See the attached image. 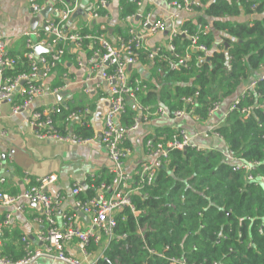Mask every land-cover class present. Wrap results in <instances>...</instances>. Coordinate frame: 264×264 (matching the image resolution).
<instances>
[{"label": "trees", "instance_id": "1", "mask_svg": "<svg viewBox=\"0 0 264 264\" xmlns=\"http://www.w3.org/2000/svg\"><path fill=\"white\" fill-rule=\"evenodd\" d=\"M199 1L194 8L195 22H184L182 30L195 35L197 44L205 46V58L198 59L203 53L191 51L190 59L176 69L173 65L177 58L164 47H160L161 57H155L151 64L148 51H139V61L152 65V75L160 80V88L158 92L153 86L144 92L139 90L135 100L143 108L142 116H147L158 104L169 112L181 110V98L192 96L193 104H185L187 111L192 108L191 116L206 120L214 103L230 97L241 83L255 77V86L237 98L234 109L215 128L227 151L251 166L246 171L235 170L231 160L214 149H172L157 167L153 183L138 188V193L131 196L134 209L141 213L134 215L128 207L116 213L112 237L94 264H170L165 257L184 258L187 264H264V181L260 180L264 178V78L253 76L264 67V0ZM98 13L105 14V7ZM135 13L136 4L122 1L123 19ZM241 13L247 17L245 20L239 19ZM114 31L118 36H127L124 30ZM218 34L224 42L215 48ZM189 43L187 35L177 34L172 38L174 53L181 55ZM29 70L27 61L21 59L6 73ZM246 108L248 113H242ZM74 110L80 113L83 109ZM70 112L63 113V122ZM136 112L126 105L119 127L132 126ZM82 122L74 133L81 138L91 137L92 130L85 120ZM165 133L160 139H147L167 141L171 133ZM248 175L254 181H248ZM108 180L89 181L93 186L79 197H93L91 187L98 189L102 181ZM95 249L90 241L87 250Z\"/></svg>", "mask_w": 264, "mask_h": 264}, {"label": "crops", "instance_id": "2", "mask_svg": "<svg viewBox=\"0 0 264 264\" xmlns=\"http://www.w3.org/2000/svg\"><path fill=\"white\" fill-rule=\"evenodd\" d=\"M95 1L78 0L71 15L63 22V31L67 34H80V31L92 34L101 26H105L106 38L114 42L112 39L118 36L114 29L127 31V28L132 26L139 33L146 35L143 41L146 48L152 50L159 46L166 49L171 26L182 29L184 22L188 20L195 22L196 17L195 12L173 10L167 0H137L136 2L134 0H106L105 14L91 18L89 11ZM122 1L136 4V13L133 18L132 15L126 16L124 19L121 16ZM64 2L71 4L73 0H64ZM46 8L49 9L47 16L56 17V15H52L51 3H47ZM146 16L150 21L163 20L165 28L147 34L145 29H141V22ZM45 18L41 14L34 15L32 13L28 0H0V31L5 49L18 62L25 59L23 57L26 50L25 33L41 30L42 33L47 32L48 34V30L42 26ZM246 18L243 13L240 14L239 19L245 20ZM34 19L36 21H33ZM109 29H112V39L108 32ZM219 42H222V45L224 41L223 39L219 40L218 34L217 42L214 44L215 48ZM54 45L62 47L57 43ZM62 45L64 46V55L60 64H57L45 79L35 80L41 81L42 91L32 99L26 108L14 111L11 102L0 101V177L3 179L1 187L10 195H20L35 184L37 178L55 175L56 180L48 183L43 190L46 194L59 193L61 196L60 205L53 211L51 219L56 226L62 227L64 219L70 217L74 226L85 229L91 225V218L76 207L75 200L82 197L91 198L84 194L79 197L81 192L84 193L88 187L93 186L89 184V181L109 179L102 181L106 184L110 183L112 178L110 173L112 163L105 147L100 143L99 135L104 115L110 105V87L113 81L102 77V73L105 70L111 71V67L98 65V59L94 55L98 46L97 42L82 39ZM40 54L46 55V52ZM27 63L30 65L28 61ZM151 69L152 65L143 61L127 67L128 81L131 84L137 81L145 85V88L141 89L142 92L150 89L151 86L154 87L155 92H158L160 80L157 81L153 77ZM261 74H264V67L254 72L253 76ZM250 80L241 83L237 92L220 101L219 108L206 120H200L188 114L177 117L174 115L177 109L169 112L161 104H158L154 111H151L147 116H142L140 109L137 108L136 100L127 97V105L133 104L131 108H135L137 111L135 120L137 126L134 129L126 130L122 142L125 149L123 167L129 176L128 186L133 191L130 197L134 193H138L134 189L137 180L135 172L146 157L145 141L147 137L152 136L160 139L159 136H166L165 131L169 130L171 135L168 140H171L176 129L180 127L189 135L188 146L201 150H218L224 156L227 152L226 144L216 134L215 128L222 123L230 105L246 91ZM46 107L61 108V112L53 116L56 130L59 133L80 137L74 131L83 124V119L93 133L91 137L82 139L91 140L76 143L37 137L28 122V114L30 110ZM158 107L164 109L162 114L156 112ZM77 108L83 110L80 113H74L76 111L74 109ZM66 111L71 112L63 122L62 115ZM70 115L71 118H69ZM116 122L119 124L118 119ZM57 127L62 128V131ZM74 185L81 187V191L77 195L72 192ZM99 187L100 185L97 187L98 189L91 187L93 196L100 193L104 198H108L111 195L110 190ZM21 206L22 209L19 210L18 207ZM8 213L13 218L10 225L4 223ZM49 225L50 222L45 217L42 206L38 203L18 199L14 203L0 205V252L11 259H19L25 256L28 251L31 253L40 251L42 254L35 257L29 264H67L45 251L46 242L39 236L46 233ZM108 242V235L101 234L100 242H94L96 249L91 252L87 250L89 256L84 257L77 245L78 241L73 239L64 243V252L84 264L90 262L94 264L101 258Z\"/></svg>", "mask_w": 264, "mask_h": 264}, {"label": "built area", "instance_id": "3", "mask_svg": "<svg viewBox=\"0 0 264 264\" xmlns=\"http://www.w3.org/2000/svg\"><path fill=\"white\" fill-rule=\"evenodd\" d=\"M78 0H73L71 4H67L64 0H28L29 7L34 15H40L47 7V3H51L53 14L56 17L47 16L43 25L46 26L47 32L42 33L41 30L31 33H25V48L23 57L29 62L30 70L28 72H19L13 75L6 73L7 69L13 70L18 64L13 56H11L5 49L4 39L0 31V101L11 102L14 111L22 110L26 108L32 99L37 96L42 90L41 81L45 79L49 73L55 68L57 64H60L62 56L64 55L63 45L67 42H78L82 39H90L93 42L98 43V48L94 51L98 59V65L111 67V71L105 70L102 73V77L106 80L113 81L110 92V105L104 115L103 125L100 131L99 140L105 147L107 155L112 163L110 173L112 175L110 183H100V189L110 190L111 195L108 198H104L99 194L85 200L76 199V207L84 214H88L91 218V225L85 229H80L72 224L70 217L64 219L62 227L55 225L51 219L53 211L60 205L61 196L59 193L54 195L46 194L43 192L48 183H52L56 180L55 175H48L39 177L36 179V183L31 185L20 195H10L6 193L1 185L3 179L0 177V205H8L16 202L18 199H25L32 203H38L42 206L45 217L50 222V225L45 234L39 236L40 239L46 242V252L49 255H53L55 258L66 262L67 264H84L79 260H76L64 252V243L76 239L78 241V247L84 257H88L87 246L90 241L95 243L100 242L101 234H107L108 240L112 237V229L115 226L116 213L123 207H128L134 215H137L140 210L134 209V205L131 201L130 194L132 191L129 188V176L123 167V157L125 155V149L122 146V142L126 135V130L134 129L137 126V122L127 129H122L117 124L116 119L124 113L127 105V97L135 100V93L145 88V85L135 81L131 84L128 81L126 68L139 63V51H148V59L150 64L155 57H161L160 47L155 49L146 48L143 44L145 34L139 33L134 27H128L126 37L117 36L114 42H111L106 38L105 26H101L99 30H96L92 34H79L69 33L63 31L62 25L64 20L69 17L74 9ZM168 5L177 12L194 13V8L200 5L199 0H167ZM106 0H96L93 7L89 11L91 18H97L100 8H104ZM196 13V12H195ZM148 16V15H147ZM145 17L141 22V29H145L147 34H152L156 31L163 30L165 28V22L163 20L150 21L148 17ZM133 18V15L131 16ZM100 31V32H99ZM177 34L187 35L190 43L185 47L184 52L180 54L174 53L175 47L172 44V38ZM55 43L62 47H55ZM61 44V45H60ZM41 46L46 49L47 55L34 52V47ZM166 49L174 54L177 61L173 65V68L178 69L180 64H183L186 60L190 59L191 51H200L203 54L198 56V59L203 60L207 54L205 46L197 44V37L192 34H188L186 30L177 29L171 26L169 30V38L166 43ZM260 78H264L261 74ZM256 84V79H251L247 89L253 88ZM197 95L195 92L194 96ZM192 96H185L181 98L184 107L181 110H176L174 115L179 117L185 114L192 115L193 109L185 107L193 104ZM238 102L236 99L229 107L228 111L234 109V104ZM220 106V102L214 103V105L208 110V116L216 111ZM137 108L142 109L137 105ZM248 108L243 109L241 112L248 113ZM61 112L60 107H46L39 110H30L28 114V122L34 130L37 137L42 139H51L56 141H72L76 143L88 142L91 139H82L75 135H64L56 130L53 116ZM156 112L163 113L164 109L158 107ZM150 113V112H148ZM226 117V115H225ZM223 118L222 122L224 121ZM71 118V115L69 116ZM68 118V119H69ZM217 134V133H216ZM173 138L167 141H155L146 139L145 145L147 147V153L145 159L139 164L136 169L135 176V191L138 188L149 186L153 183L157 167L161 162L168 158V152L172 149L181 150L187 145L189 135L183 128H177ZM218 135V134H217ZM198 149V148H197ZM226 159L231 160L233 169H244L245 171L250 168L251 164L243 159L237 158L231 151H227L223 156ZM248 181H254V178L250 175L247 176ZM264 181V178H260ZM81 191L79 185H74L73 194L77 195ZM19 210L22 209L18 207ZM137 213V214H136ZM13 222V218L10 214H6L5 224L10 225ZM54 251V252H53ZM42 252L35 251L33 253L27 252L25 256L19 259H11L5 254L0 252V264H29L35 257L41 255ZM170 264H187L184 258L165 257ZM89 264H92L90 262Z\"/></svg>", "mask_w": 264, "mask_h": 264}, {"label": "water", "instance_id": "4", "mask_svg": "<svg viewBox=\"0 0 264 264\" xmlns=\"http://www.w3.org/2000/svg\"><path fill=\"white\" fill-rule=\"evenodd\" d=\"M48 12H49V9L46 8L45 10H43V11L41 12V15L44 16V17H47ZM33 21H36V19H34ZM42 26H43L44 29H46V26H45V25H42ZM108 32H109V34H110V38L112 39V35H111L112 29H109ZM34 50H35L36 54H40V53L46 52V49H44V48H42V47H40V46H36V47H34ZM206 60H207V59H206ZM131 106H133V104H131ZM186 147H187V146L185 145V146L183 147V150L186 149Z\"/></svg>", "mask_w": 264, "mask_h": 264}]
</instances>
